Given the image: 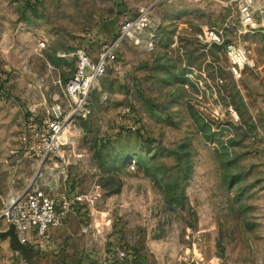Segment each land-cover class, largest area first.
Here are the masks:
<instances>
[{
  "label": "rangeland",
  "instance_id": "374dc122",
  "mask_svg": "<svg viewBox=\"0 0 264 264\" xmlns=\"http://www.w3.org/2000/svg\"><path fill=\"white\" fill-rule=\"evenodd\" d=\"M140 17L148 26L124 38L91 112L66 113L74 159L58 162L54 194L87 202L31 262L0 239V264H264V34L242 35L255 64L233 74L235 0H0V214L8 148L33 134L31 117L41 126L67 102L76 52L96 55ZM212 27L223 43L200 39ZM15 162L21 190L46 171L35 156Z\"/></svg>",
  "mask_w": 264,
  "mask_h": 264
},
{
  "label": "built area",
  "instance_id": "2783aa9c",
  "mask_svg": "<svg viewBox=\"0 0 264 264\" xmlns=\"http://www.w3.org/2000/svg\"><path fill=\"white\" fill-rule=\"evenodd\" d=\"M237 14L240 19L238 39L227 42L225 52L229 61V69L239 75L244 68L254 66L251 49L242 39L247 33L260 32L264 34V2L257 0H235ZM149 24L146 17L139 19H126L120 33L110 40L101 41V46L96 55L78 50L77 62L73 75L65 83V96L67 102L56 101L48 110L47 118L42 125L33 117L29 120L31 136L25 132L22 137L21 150L17 146H10L4 162L10 167V186L4 199V207L0 217L6 222L7 229L11 224L16 226L21 242L36 248L37 243L47 237L52 228L64 225L66 213L73 205L87 202V195L78 193L71 197L67 192L62 193L61 203L54 191L60 187L58 164L65 169L70 166L74 158L67 152V127L66 113L88 114L89 94L107 73L110 67L117 64V51L124 38L140 34ZM200 39L209 45L223 43L224 30L212 27L203 30ZM39 126L44 129H40ZM20 153L23 156H35L43 162L45 173L40 170L29 183L21 190L17 176L16 162ZM54 165L49 164L53 163ZM59 162V163H58ZM48 172L49 175L47 174ZM64 174V172H63ZM51 176V177H47ZM90 201V199H88ZM91 202V201H90ZM126 256V252H121Z\"/></svg>",
  "mask_w": 264,
  "mask_h": 264
},
{
  "label": "water",
  "instance_id": "95a60500",
  "mask_svg": "<svg viewBox=\"0 0 264 264\" xmlns=\"http://www.w3.org/2000/svg\"><path fill=\"white\" fill-rule=\"evenodd\" d=\"M2 219V217H0ZM8 237L10 239L12 247L20 254H22L26 259L31 262L34 248L21 242L16 231V226L11 224L10 227L4 231H0V239Z\"/></svg>",
  "mask_w": 264,
  "mask_h": 264
},
{
  "label": "trees",
  "instance_id": "16d2710c",
  "mask_svg": "<svg viewBox=\"0 0 264 264\" xmlns=\"http://www.w3.org/2000/svg\"><path fill=\"white\" fill-rule=\"evenodd\" d=\"M41 241H42V240H41ZM41 241H40V242H41ZM40 242L37 243L38 247H39V243H40ZM40 244H42V242H41Z\"/></svg>",
  "mask_w": 264,
  "mask_h": 264
},
{
  "label": "crops",
  "instance_id": "0c3cea01",
  "mask_svg": "<svg viewBox=\"0 0 264 264\" xmlns=\"http://www.w3.org/2000/svg\"><path fill=\"white\" fill-rule=\"evenodd\" d=\"M95 55V54H94Z\"/></svg>",
  "mask_w": 264,
  "mask_h": 264
}]
</instances>
